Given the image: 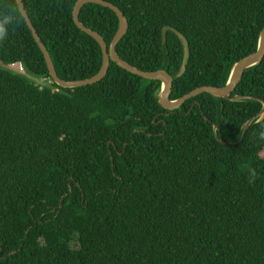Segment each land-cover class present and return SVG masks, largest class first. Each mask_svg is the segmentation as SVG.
<instances>
[{"label": "trees", "instance_id": "16d2710c", "mask_svg": "<svg viewBox=\"0 0 264 264\" xmlns=\"http://www.w3.org/2000/svg\"><path fill=\"white\" fill-rule=\"evenodd\" d=\"M76 1L22 0L64 81L101 66L98 44L72 20ZM104 1L129 24L117 55L168 72L171 100L226 86L264 27V0ZM12 6L0 0V13ZM79 21L107 46L119 28L95 4ZM167 26L189 42L182 74L183 45L173 32L163 43ZM11 63L28 77L0 68V264H264V129L253 121L244 133L264 102V58L231 95L253 99L202 94L173 112L159 81L112 62L96 84L58 87L23 18L0 41V65Z\"/></svg>", "mask_w": 264, "mask_h": 264}, {"label": "water", "instance_id": "95a60500", "mask_svg": "<svg viewBox=\"0 0 264 264\" xmlns=\"http://www.w3.org/2000/svg\"><path fill=\"white\" fill-rule=\"evenodd\" d=\"M15 3L17 7L22 8V11L24 12V16L22 17L26 27L28 28L29 32L31 33V36L36 43L37 47L39 48L50 79L54 84H56L60 88L64 89H74V88H80L85 87L89 85L96 84L100 82L106 75L110 62L116 64L118 67H120L123 70H126L127 72L136 75L140 78L146 79V80H155L159 81L161 83V90L158 96L159 103L161 107L168 111H175L179 109L181 106H183L188 100H191L193 98H196L202 94H210L213 97L225 99V100H231V101H240V100H248L253 99L251 97L246 96H234L231 97V95L235 92L238 85L240 84L244 72L253 67L258 65L264 58V27L259 33L258 41H257V47L256 51L252 54H249L247 57L241 59L238 61L232 68L229 80L226 84V86L218 88V87H201L193 90L189 94L177 99V100H171V94L173 89V78L172 76L163 70L160 71H154V72H145L142 71L135 66H132L128 62L124 61L120 58L117 51L118 44L122 41L124 36L128 32L129 24L126 16L124 13L114 4L104 1V0H77L76 3L73 6L72 9V20L75 24V26L83 33L91 37L99 46L101 51V66L97 74L92 76L91 78L85 79V80H76V81H64L61 80L55 71L54 65L52 63V60L50 58L49 53L47 52L45 46L40 41L31 21L30 18L25 10V7L23 5L22 0H15ZM86 4H95L102 6L104 8H108L115 12V14L118 17L119 20V28L114 36L113 40H111L109 46L106 45L104 39L99 35L97 32L93 31L92 29L86 28L80 21H79V13L83 6ZM168 32H173L176 34V36L180 39L183 49H184V57H183V65L181 69V74L186 70L189 60H190V47L189 42L187 38L177 31L175 28L172 27H164L162 29V41L163 43H166L167 41V34ZM262 108L257 115V119L252 118L250 119L244 128V133H246L248 126L253 122L261 121L264 118V102L260 101ZM218 126H214V129L217 130Z\"/></svg>", "mask_w": 264, "mask_h": 264}, {"label": "clouds", "instance_id": "9594fccd", "mask_svg": "<svg viewBox=\"0 0 264 264\" xmlns=\"http://www.w3.org/2000/svg\"><path fill=\"white\" fill-rule=\"evenodd\" d=\"M24 16V12L22 8L12 6L8 11L4 13H0V41L6 39L8 35V25L13 21L19 22V19ZM261 128L264 129V123H261ZM259 139L264 140V130L260 131ZM257 178V173L255 169H250L248 173V181L249 183H254Z\"/></svg>", "mask_w": 264, "mask_h": 264}, {"label": "built area", "instance_id": "2783aa9c", "mask_svg": "<svg viewBox=\"0 0 264 264\" xmlns=\"http://www.w3.org/2000/svg\"><path fill=\"white\" fill-rule=\"evenodd\" d=\"M7 67L14 70L17 74L24 73V68H23L21 63H11ZM40 81H42L43 84L47 85V86H49L51 84V81L47 80V79H41Z\"/></svg>", "mask_w": 264, "mask_h": 264}, {"label": "rangeland", "instance_id": "374dc122", "mask_svg": "<svg viewBox=\"0 0 264 264\" xmlns=\"http://www.w3.org/2000/svg\"><path fill=\"white\" fill-rule=\"evenodd\" d=\"M0 68L5 69V70H7V71H10V72H12V73H16L14 70H12V69H10V68H8V67H4V66H1V65H0ZM20 75H23V76L28 77L27 75H25V73H21ZM30 79H32V78H30ZM34 81H35V83H36L37 85H39V86L43 84V82L40 81V80L35 79Z\"/></svg>", "mask_w": 264, "mask_h": 264}]
</instances>
